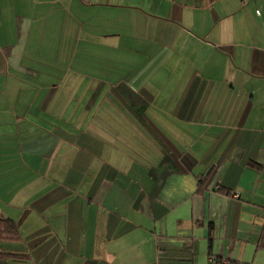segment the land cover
I'll use <instances>...</instances> for the list:
<instances>
[{
  "label": "crops",
  "instance_id": "0c3cea01",
  "mask_svg": "<svg viewBox=\"0 0 264 264\" xmlns=\"http://www.w3.org/2000/svg\"><path fill=\"white\" fill-rule=\"evenodd\" d=\"M225 1L0 0V264H264V27L196 30L205 51L147 82L76 59L96 10Z\"/></svg>",
  "mask_w": 264,
  "mask_h": 264
},
{
  "label": "rangeland",
  "instance_id": "374dc122",
  "mask_svg": "<svg viewBox=\"0 0 264 264\" xmlns=\"http://www.w3.org/2000/svg\"><path fill=\"white\" fill-rule=\"evenodd\" d=\"M237 1L239 2H220L211 8L205 9L198 7L200 5H195L194 2L182 3V5L179 3L174 5L172 15L168 13L166 15L165 13L172 6L170 2L167 5L156 3L159 6L157 15L154 14L153 18H146L145 15L141 14L145 17V21L135 19L133 14H130V17H113L116 19L113 20L102 10H96L85 19L86 24H94L100 27L91 32L96 36L93 40L96 41L98 39L94 45L95 49L89 48V50H84L80 44L79 50L76 53V59L90 60L94 65L100 66L98 69L89 68L86 70L91 77H103L110 79L111 83H113L121 80L119 78H126L128 76L127 72L132 69L134 73H138L147 82V79H150L147 76L148 73H152L153 71L152 66L157 67L161 72L160 74L163 75L165 72H170L175 63L182 60L194 61L199 52L205 51L202 47L203 43L198 40L203 37H201V33L199 34L200 31L196 32V30L207 29V31L211 32L212 29L216 28L222 31L224 26H232V22H234L232 18L238 24L240 22V27L251 22L264 27V0H244V3H241L240 0ZM95 13L96 15L100 14V19H96ZM132 15L133 17H131ZM141 15L139 14V17ZM178 28L188 31L190 33H187L190 35L189 39L186 33L180 36L181 32H178ZM214 32L216 31L212 30V33ZM103 34L108 35L103 36ZM207 34L208 32L205 35L203 33L204 37ZM211 38H215V36H211ZM258 53L256 51L243 52V59L240 60H253ZM224 54L230 62L232 60L231 53L224 52ZM234 58L237 59L238 57L235 56ZM105 60H108L109 63L116 60L119 62L124 61V66L106 69L104 73L100 72L103 69L102 65L108 64ZM234 66L238 67L236 62ZM62 72L63 70L61 72L56 71L57 76L55 77V81H59L66 75ZM67 86L61 88V91L68 97L69 90ZM131 87L134 88V84ZM109 90L111 93L117 92L114 87ZM134 90L139 91V89ZM125 91H128V89H125ZM65 102L67 105L64 109H67L71 101L67 100Z\"/></svg>",
  "mask_w": 264,
  "mask_h": 264
},
{
  "label": "trees",
  "instance_id": "16d2710c",
  "mask_svg": "<svg viewBox=\"0 0 264 264\" xmlns=\"http://www.w3.org/2000/svg\"><path fill=\"white\" fill-rule=\"evenodd\" d=\"M208 1L212 2V1H215V0H208ZM203 182H204V179L203 178H198L197 179L198 187H201V185L203 184Z\"/></svg>",
  "mask_w": 264,
  "mask_h": 264
}]
</instances>
